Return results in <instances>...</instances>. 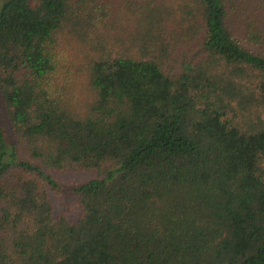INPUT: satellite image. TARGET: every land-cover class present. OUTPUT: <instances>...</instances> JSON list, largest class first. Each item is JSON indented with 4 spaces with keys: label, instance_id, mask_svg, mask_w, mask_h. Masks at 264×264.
Masks as SVG:
<instances>
[{
    "label": "trees",
    "instance_id": "1",
    "mask_svg": "<svg viewBox=\"0 0 264 264\" xmlns=\"http://www.w3.org/2000/svg\"><path fill=\"white\" fill-rule=\"evenodd\" d=\"M0 94V264H264V0H3Z\"/></svg>",
    "mask_w": 264,
    "mask_h": 264
},
{
    "label": "rangeland",
    "instance_id": "2",
    "mask_svg": "<svg viewBox=\"0 0 264 264\" xmlns=\"http://www.w3.org/2000/svg\"><path fill=\"white\" fill-rule=\"evenodd\" d=\"M2 1L3 0H0V3ZM131 10L134 11V9H131ZM178 14L179 13L176 12L177 16ZM125 28H126V31H129L131 33L133 29L135 28L134 23H126V19H124V21L117 22L114 31L116 29L118 31H123ZM243 45L253 50H257V49L259 50V48L253 45L252 43L243 42ZM0 118L2 121L3 128L5 129V131L10 133V136L12 138L11 128L8 122V117L6 114V110H5V106H4V102L2 100L1 94H0ZM93 175L94 173L92 171H72V172L57 173L55 176L58 179V181L63 185L64 189L62 191L50 192V195L53 199L55 213H59L60 211H65L69 219L76 218L77 216V210L75 206L76 197L70 192L69 189L73 187V184H77L81 181H84L88 179L89 177H92ZM11 176L15 180L19 177H22V175L20 176L18 172L11 174Z\"/></svg>",
    "mask_w": 264,
    "mask_h": 264
}]
</instances>
